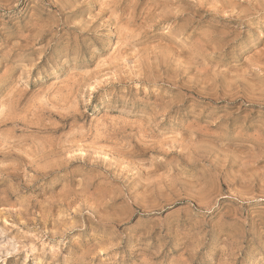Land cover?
<instances>
[{"label": "rangeland", "instance_id": "374dc122", "mask_svg": "<svg viewBox=\"0 0 264 264\" xmlns=\"http://www.w3.org/2000/svg\"><path fill=\"white\" fill-rule=\"evenodd\" d=\"M0 264H264V0H0Z\"/></svg>", "mask_w": 264, "mask_h": 264}]
</instances>
